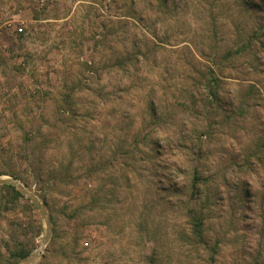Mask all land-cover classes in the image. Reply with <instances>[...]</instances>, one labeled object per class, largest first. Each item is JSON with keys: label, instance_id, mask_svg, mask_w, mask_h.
<instances>
[{"label": "rangeland", "instance_id": "rangeland-1", "mask_svg": "<svg viewBox=\"0 0 264 264\" xmlns=\"http://www.w3.org/2000/svg\"><path fill=\"white\" fill-rule=\"evenodd\" d=\"M0 170V256L264 264V0H0Z\"/></svg>", "mask_w": 264, "mask_h": 264}, {"label": "trees", "instance_id": "trees-1", "mask_svg": "<svg viewBox=\"0 0 264 264\" xmlns=\"http://www.w3.org/2000/svg\"><path fill=\"white\" fill-rule=\"evenodd\" d=\"M0 174H10L5 172V170H0ZM14 176L13 174H11ZM17 178L16 176H14ZM25 183V182H24ZM28 185L27 183H25ZM23 194L17 190L13 185L10 184H0V202L1 206L5 209L15 208L19 203L20 199L23 198ZM45 197V196H44ZM33 206V203L29 204ZM192 221V231L194 236L202 240L203 239V222L202 219L197 216L193 211L190 212ZM31 252V247L20 243L19 245L8 248L7 254L5 256H0V264H18L22 259L26 258Z\"/></svg>", "mask_w": 264, "mask_h": 264}, {"label": "water", "instance_id": "water-1", "mask_svg": "<svg viewBox=\"0 0 264 264\" xmlns=\"http://www.w3.org/2000/svg\"><path fill=\"white\" fill-rule=\"evenodd\" d=\"M0 184H10L13 185L17 190H19L23 195H25L32 203H34L39 210L42 213V216L45 220V223L47 225L48 231H50L51 227H52V223H51V219H50V214L48 212V208L45 204V202L39 197V195H37L36 193H34L32 190H30L27 186H25L24 184L20 183L17 179L15 178H10V177H0ZM47 238L48 236L46 235L43 239H42V243L43 246H45L46 242H47ZM44 248V247H43ZM36 251L29 254L26 258H25V262L30 264L32 263L34 260H36L39 256H41L40 254L38 255V257H36Z\"/></svg>", "mask_w": 264, "mask_h": 264}, {"label": "bare ground", "instance_id": "bare-ground-1", "mask_svg": "<svg viewBox=\"0 0 264 264\" xmlns=\"http://www.w3.org/2000/svg\"><path fill=\"white\" fill-rule=\"evenodd\" d=\"M40 251V250H39Z\"/></svg>", "mask_w": 264, "mask_h": 264}]
</instances>
